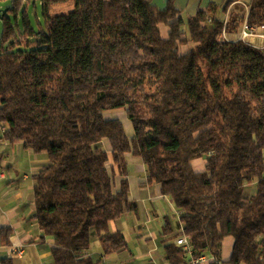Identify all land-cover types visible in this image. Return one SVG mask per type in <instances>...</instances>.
<instances>
[{
	"label": "trees",
	"instance_id": "obj_1",
	"mask_svg": "<svg viewBox=\"0 0 264 264\" xmlns=\"http://www.w3.org/2000/svg\"><path fill=\"white\" fill-rule=\"evenodd\" d=\"M31 1L41 6L35 25L24 7ZM70 3L72 11L54 14ZM12 5L15 15L22 10L21 26L2 17L0 124L7 141L47 156L33 196L36 223L53 240L49 264H100L79 258L92 233L105 256L127 248L122 233L109 232L110 223L137 210L127 155L142 162L147 182L179 212L192 251L167 244L169 264L205 254L218 264L226 237L234 240L228 264H264V52L221 42L214 6L184 22L171 5L158 10L151 0ZM248 10L249 25H264V0H252ZM243 18L230 13L228 33ZM185 27L197 46L179 55L189 42ZM121 110L131 140L120 121L103 117ZM103 140L122 178L116 193ZM11 233L0 229L3 246Z\"/></svg>",
	"mask_w": 264,
	"mask_h": 264
},
{
	"label": "crops",
	"instance_id": "obj_2",
	"mask_svg": "<svg viewBox=\"0 0 264 264\" xmlns=\"http://www.w3.org/2000/svg\"><path fill=\"white\" fill-rule=\"evenodd\" d=\"M251 1L151 0L152 5L158 10H164L171 5L177 10V17L184 22L195 18L199 12H205L212 6L219 8L217 18L221 21L228 20L230 13L244 15ZM32 2L34 9L36 3L40 4L38 1H31L30 4ZM225 6H227L225 13H221ZM21 12L16 15L18 16L17 22L21 21ZM28 15L31 20L29 12ZM34 17L40 20L37 15ZM17 22L16 27L18 28ZM184 30L189 42L179 47V55H184L197 46L190 42L188 29L185 27ZM238 31L230 33V37H234ZM103 117L106 121L121 122L123 119L126 136L129 140L133 138L132 125L130 127L123 112H107ZM5 130V126L0 124V173L3 175L0 179V229L8 228L12 233L6 246H3L0 240V261L8 258L12 260V264H49L53 240L44 236L36 223L33 196V177L48 165V159L44 153L33 154L25 150L22 143L7 141L4 137ZM100 145L109 158L107 169L110 174H114L112 190L116 193L120 189L122 178L113 166L109 142L103 140ZM126 158L129 200L136 204L137 210L133 213H126L120 219L110 223L109 232L122 233L127 242V248L105 256L97 235L92 233L89 250L79 258L90 259L100 264H169L164 256V247L167 244L175 245V241L182 237L179 212L175 209L173 201L161 194L159 185L147 182L146 167L142 162L130 155ZM203 165L204 161L199 160L194 163V168L201 170ZM254 193L253 186L247 189L248 196ZM233 244L234 240L231 237L223 239L218 264H228ZM19 250L23 251L21 256L16 255ZM203 256L206 260L201 264L216 262L211 255Z\"/></svg>",
	"mask_w": 264,
	"mask_h": 264
},
{
	"label": "built area",
	"instance_id": "obj_3",
	"mask_svg": "<svg viewBox=\"0 0 264 264\" xmlns=\"http://www.w3.org/2000/svg\"><path fill=\"white\" fill-rule=\"evenodd\" d=\"M248 15L249 10L244 14L243 21L241 22L240 29L234 37H230V33L227 32V19L222 23V30L219 36V40L223 43H242L252 49L263 51L264 52V25L257 27L251 26L248 24ZM208 23H210L208 21ZM3 178V175L0 173V179ZM175 245L181 248L187 253H191L192 248L190 246L189 240L187 237L182 236L175 241ZM23 253L22 250L16 252L17 256H21ZM205 257L199 256L193 258L190 261V264H201L205 261Z\"/></svg>",
	"mask_w": 264,
	"mask_h": 264
},
{
	"label": "rangeland",
	"instance_id": "obj_4",
	"mask_svg": "<svg viewBox=\"0 0 264 264\" xmlns=\"http://www.w3.org/2000/svg\"><path fill=\"white\" fill-rule=\"evenodd\" d=\"M12 1L13 0H0V14L1 15H4V17H6L12 23L13 26H16V22H17L18 16H16L15 13H14L15 11L13 10ZM24 7L27 8V12L30 13L31 22H32L33 25H35L34 15H37L38 18L41 19V6H40V4H37L36 3L35 9H34V6H33V2H32V4L27 5V6H24ZM72 10H73V6L70 3L68 5L55 8L53 10V12H54V14H58V13H68V12H70ZM17 23H18L19 26H21V21L20 20ZM1 32H2V19L0 17V34H1ZM120 112H123L125 114V117L127 119V122L130 125V127H131L130 120H129V117H128L127 113H125L124 110H121ZM121 120H122L121 122L123 124V127H125L124 120L123 119H121ZM131 129H132V127H131Z\"/></svg>",
	"mask_w": 264,
	"mask_h": 264
},
{
	"label": "water",
	"instance_id": "obj_5",
	"mask_svg": "<svg viewBox=\"0 0 264 264\" xmlns=\"http://www.w3.org/2000/svg\"><path fill=\"white\" fill-rule=\"evenodd\" d=\"M0 17H1V19H2V17H4V15H1V14H0Z\"/></svg>",
	"mask_w": 264,
	"mask_h": 264
}]
</instances>
